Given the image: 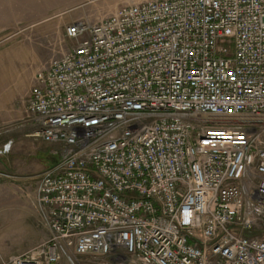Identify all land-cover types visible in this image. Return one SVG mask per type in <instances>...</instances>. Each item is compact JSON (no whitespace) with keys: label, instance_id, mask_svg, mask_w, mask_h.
<instances>
[{"label":"built area","instance_id":"obj_1","mask_svg":"<svg viewBox=\"0 0 264 264\" xmlns=\"http://www.w3.org/2000/svg\"><path fill=\"white\" fill-rule=\"evenodd\" d=\"M65 36L27 100L49 235L1 264H264V0H124Z\"/></svg>","mask_w":264,"mask_h":264},{"label":"rangeland","instance_id":"obj_2","mask_svg":"<svg viewBox=\"0 0 264 264\" xmlns=\"http://www.w3.org/2000/svg\"><path fill=\"white\" fill-rule=\"evenodd\" d=\"M123 2L0 0V264L49 235L36 203V185L41 172L59 161V147L35 136L38 128L29 121L34 76L76 44L65 36L68 25L77 20L95 23ZM5 144L10 148L2 152ZM80 260L97 264L85 256ZM58 264L72 263L64 258Z\"/></svg>","mask_w":264,"mask_h":264},{"label":"crops","instance_id":"obj_3","mask_svg":"<svg viewBox=\"0 0 264 264\" xmlns=\"http://www.w3.org/2000/svg\"><path fill=\"white\" fill-rule=\"evenodd\" d=\"M12 136H16V135H12ZM17 137H18V133H17ZM15 139H17L16 137H14ZM11 139H13V138H11ZM14 140V139H13ZM36 187H37V185H36ZM2 223H3V219H2V217H1V222H0V226L2 225ZM10 256V255H9Z\"/></svg>","mask_w":264,"mask_h":264},{"label":"water","instance_id":"obj_4","mask_svg":"<svg viewBox=\"0 0 264 264\" xmlns=\"http://www.w3.org/2000/svg\"><path fill=\"white\" fill-rule=\"evenodd\" d=\"M59 158H60V156L58 157V159H59ZM56 161H57V160H56ZM56 161H55V162H56ZM55 162H53V163L56 164L58 161H57L56 163H55Z\"/></svg>","mask_w":264,"mask_h":264}]
</instances>
